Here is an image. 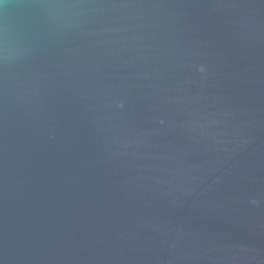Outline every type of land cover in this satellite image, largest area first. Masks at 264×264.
Masks as SVG:
<instances>
[{
  "label": "water",
  "instance_id": "water-1",
  "mask_svg": "<svg viewBox=\"0 0 264 264\" xmlns=\"http://www.w3.org/2000/svg\"><path fill=\"white\" fill-rule=\"evenodd\" d=\"M0 264H264V0H0Z\"/></svg>",
  "mask_w": 264,
  "mask_h": 264
}]
</instances>
